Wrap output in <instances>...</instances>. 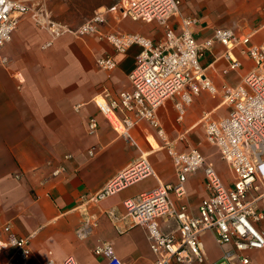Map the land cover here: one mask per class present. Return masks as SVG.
<instances>
[{
    "label": "crops",
    "instance_id": "obj_1",
    "mask_svg": "<svg viewBox=\"0 0 264 264\" xmlns=\"http://www.w3.org/2000/svg\"><path fill=\"white\" fill-rule=\"evenodd\" d=\"M20 1L32 7L37 20L24 17L1 53L8 63H0V227L10 223L19 237L30 238V264L50 259L61 263L69 257L79 264H106L105 257L94 254L98 240L111 243L126 264H152L155 256L146 231L130 226L124 201L156 188L159 182H177L169 149L183 153L199 147L214 162L223 182L232 185L225 162L204 143L203 122L205 117L229 115L227 91L253 69V60L236 50L242 67L225 73L229 67L226 48L216 43L201 65L217 93H201L183 113L178 107L181 97L167 99L156 110V126L133 116L135 145L113 129L94 98L104 93L117 98L130 89L129 75L142 47L134 44L119 52L100 33L140 34L156 43L164 36L165 26L107 13L100 33L79 36L75 31L84 23L122 1ZM181 1L182 14L198 19L195 37L199 42L211 39L214 29L229 28L250 36L253 45L264 46V0ZM51 23L59 27L58 33L49 29ZM169 24L176 26V18ZM108 58L114 66L104 69L98 61ZM92 118L99 123L96 135L88 131ZM142 155L149 159L156 177L145 178L102 202L84 203L85 196L99 192ZM186 191L177 204L185 203L197 215L208 197L202 170L189 176ZM260 207L264 211V202ZM85 208L98 218L99 225L93 237L80 240L76 229ZM259 227L264 231V224ZM202 238L210 261L219 260L224 248L213 233L205 232ZM8 253L0 254V264L6 262ZM248 257L249 264H264V249L252 250Z\"/></svg>",
    "mask_w": 264,
    "mask_h": 264
},
{
    "label": "built area",
    "instance_id": "obj_2",
    "mask_svg": "<svg viewBox=\"0 0 264 264\" xmlns=\"http://www.w3.org/2000/svg\"><path fill=\"white\" fill-rule=\"evenodd\" d=\"M121 1V5L97 13L75 34L84 36L99 32V26L106 22L107 13L165 26L164 36L156 43L140 34L99 32L119 52L134 44L142 47L137 64L129 75L130 89L117 98L107 93L94 98L113 129L135 145L131 135L133 116L156 126V110L167 99L181 97L178 107L183 113L184 107L201 93H217L201 65L205 53L216 43L226 48L229 67L225 73L242 67L234 55L236 50L254 62L253 69L240 84L227 91L225 103L231 108L229 115L219 119L204 118L205 142L226 163L232 185L223 182L214 162L199 147L183 153L169 149L177 182H159L156 188L124 201L125 217L129 219L130 226H141L146 231L155 256L152 264H249L248 252L264 249V231L259 227L264 221V211L260 207L264 198V46L253 45L250 36L229 28L214 29L211 39L199 42L195 37L198 19L182 14L181 0ZM27 16L37 20L26 2L3 0L0 3L1 64L8 63L1 53L12 42L20 21ZM172 18H176V26L169 24ZM49 29L53 34L59 32V27L53 23ZM98 63L104 69L114 66L109 58ZM98 130V121L90 119L89 134L96 135ZM159 133L162 134L161 129ZM90 154L95 153L91 151ZM199 170L204 173L208 197L202 200L197 215H194L188 205L177 202L186 197L189 176ZM148 177H156V173L147 156L142 155L99 192L85 196L84 203L102 202ZM84 210V218L76 229L80 240L93 237L99 225L98 218L87 208ZM205 232H212L217 244L224 248L223 256L217 261L209 259L202 238ZM5 252L9 253L4 264H30V238L19 237L10 223L0 227V254ZM94 254L105 257L106 264H126L107 241L98 240ZM43 264L79 263L69 257L61 263L50 259Z\"/></svg>",
    "mask_w": 264,
    "mask_h": 264
},
{
    "label": "rangeland",
    "instance_id": "obj_3",
    "mask_svg": "<svg viewBox=\"0 0 264 264\" xmlns=\"http://www.w3.org/2000/svg\"><path fill=\"white\" fill-rule=\"evenodd\" d=\"M203 125H204V122H203ZM204 143L206 144V142L204 141ZM226 164V163H225ZM225 173H226V175L228 176V177H230V172H229V170H228V167H227V165H225ZM264 202V199H262L261 201H260V204L261 203H263ZM260 224H264V221L262 222V223H260ZM214 248V247H213ZM216 252H218L219 251V249L215 246V249H214Z\"/></svg>",
    "mask_w": 264,
    "mask_h": 264
},
{
    "label": "snow or ice",
    "instance_id": "obj_4",
    "mask_svg": "<svg viewBox=\"0 0 264 264\" xmlns=\"http://www.w3.org/2000/svg\"><path fill=\"white\" fill-rule=\"evenodd\" d=\"M0 3H3V0H0Z\"/></svg>",
    "mask_w": 264,
    "mask_h": 264
}]
</instances>
